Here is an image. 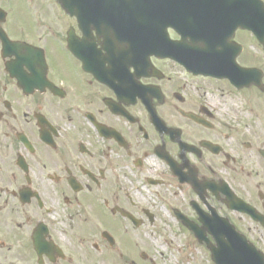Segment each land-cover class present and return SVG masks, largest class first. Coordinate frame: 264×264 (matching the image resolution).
Listing matches in <instances>:
<instances>
[{
	"label": "flooded vegetation",
	"instance_id": "obj_1",
	"mask_svg": "<svg viewBox=\"0 0 264 264\" xmlns=\"http://www.w3.org/2000/svg\"><path fill=\"white\" fill-rule=\"evenodd\" d=\"M78 1L0 0V264L264 256V0Z\"/></svg>",
	"mask_w": 264,
	"mask_h": 264
},
{
	"label": "rangeland",
	"instance_id": "obj_2",
	"mask_svg": "<svg viewBox=\"0 0 264 264\" xmlns=\"http://www.w3.org/2000/svg\"><path fill=\"white\" fill-rule=\"evenodd\" d=\"M165 237L173 240L169 245L163 240L154 242L152 246L145 249L147 253L154 257H163L165 262L173 264H212L210 257L206 255L204 248L189 241H179L175 239L177 234H181L177 228L162 230ZM164 245L165 247H161Z\"/></svg>",
	"mask_w": 264,
	"mask_h": 264
},
{
	"label": "water",
	"instance_id": "obj_3",
	"mask_svg": "<svg viewBox=\"0 0 264 264\" xmlns=\"http://www.w3.org/2000/svg\"><path fill=\"white\" fill-rule=\"evenodd\" d=\"M213 261L216 264H264L263 258L254 250L250 251L243 243L237 242L220 244L213 250Z\"/></svg>",
	"mask_w": 264,
	"mask_h": 264
}]
</instances>
